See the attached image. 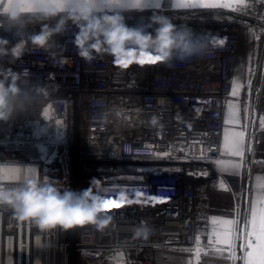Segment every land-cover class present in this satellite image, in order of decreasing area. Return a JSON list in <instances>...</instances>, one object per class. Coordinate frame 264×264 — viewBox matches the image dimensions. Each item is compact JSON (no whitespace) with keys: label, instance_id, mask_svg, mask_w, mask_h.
I'll return each mask as SVG.
<instances>
[{"label":"built area","instance_id":"2783aa9c","mask_svg":"<svg viewBox=\"0 0 264 264\" xmlns=\"http://www.w3.org/2000/svg\"><path fill=\"white\" fill-rule=\"evenodd\" d=\"M191 11L205 14L191 17L190 11L170 8L96 11L120 15L129 27L149 31L157 26L153 18L163 15L223 41L184 61L134 63L127 69L95 50L94 59L85 61L73 42L79 27L71 21L47 47L26 42L18 55L10 51L17 32L0 27V37L11 41L0 55V68L24 75L43 90L37 118L0 120L5 174L0 183L18 186L15 176L23 166L28 174L37 170L42 182L73 190L72 134L84 144L82 170L91 175L92 191L110 203L125 198L107 212L112 220L104 229L83 226L69 237L61 226L41 231L0 205V264H158L159 250L190 253L188 262L200 264L196 238L208 227L211 200L228 185L215 161L222 156L225 113L234 98L243 34L250 29L254 56L247 112L260 107L264 96V0H247L236 10ZM141 225L150 229L147 239L134 235Z\"/></svg>","mask_w":264,"mask_h":264},{"label":"clouds","instance_id":"9594fccd","mask_svg":"<svg viewBox=\"0 0 264 264\" xmlns=\"http://www.w3.org/2000/svg\"><path fill=\"white\" fill-rule=\"evenodd\" d=\"M96 8L97 0H0V27L17 32L19 39L10 51L18 55L26 42L47 47L71 21L79 27L73 42L85 61L94 59L95 50L111 55L124 69L134 63L144 65L140 61L145 57L154 61L148 62L152 64L170 63L174 59L184 61L206 54L221 41L211 33H197L189 25H176L167 16H155L153 23L157 26L149 31L143 26L129 27L117 14L100 15ZM30 27L32 31L27 34ZM9 44V39L0 37V55L9 51L6 47ZM42 91L24 75L0 68V120H7L24 107H33ZM151 122L155 124V118ZM26 168L18 166L15 176L18 186L8 188L0 183V205L10 207L17 220L29 221L41 231L57 226L69 229L83 223L102 230L110 224L112 217L107 212L111 207L99 191L61 190L52 182H42L37 170L26 173ZM4 178L0 171V180ZM149 234L146 225L134 232L143 239Z\"/></svg>","mask_w":264,"mask_h":264},{"label":"crops","instance_id":"0c3cea01","mask_svg":"<svg viewBox=\"0 0 264 264\" xmlns=\"http://www.w3.org/2000/svg\"><path fill=\"white\" fill-rule=\"evenodd\" d=\"M96 11L108 10L111 12H119L128 9H136L137 7H130L132 0H119L120 6L112 5L110 6L106 0H97ZM165 0H160L161 7L163 6ZM247 0H199L203 3H230V4H242ZM183 2H192V0H183ZM144 6L138 7L137 9H158L154 7V0H143ZM168 5L174 10L181 9H190L174 6V0H168ZM200 9H208L201 8ZM240 59V58H239ZM237 82L240 84L239 92L237 96H234L229 103L235 104L238 106L237 116L238 119L236 122H228V105L225 113V127L223 131V140H222V156L220 160L240 162V157H233L230 155L224 154V141L225 135H231L233 133H243V146H244V156L242 167L239 170L238 174H231L230 172H220L229 182L232 189L221 188L217 191L215 197L211 200L210 209H209V223L206 229V232L200 237L201 247L204 249V261L202 264H213L214 258H227L230 251L228 250L227 245L225 244H209V233L212 230L211 220L216 219H235L236 210L235 206L241 208L242 220L245 211L242 210L243 204L246 203V198L249 195L256 197L264 193V188H261V182L257 181V177H264V170L259 169V164L264 163V127H261L260 120L264 118V96L262 99L261 106H255L252 112H247V115L244 111L243 101L240 99L244 93V85L239 77L236 75ZM228 103V104H229ZM242 106V109H241ZM218 168V166H217ZM219 170V169H218ZM250 174V179L247 187L245 186V176ZM254 202V201H253ZM239 215V211H238ZM237 215V217H238ZM215 239V238H213ZM241 240L237 239L235 241V246L237 249L240 247ZM217 249H220L218 251ZM193 255L190 253L184 252H175V251H157L156 258H172V262L175 264H191L188 262V258H192ZM216 263V262H215ZM159 264V262H158Z\"/></svg>","mask_w":264,"mask_h":264},{"label":"snow or ice","instance_id":"6c2138e0","mask_svg":"<svg viewBox=\"0 0 264 264\" xmlns=\"http://www.w3.org/2000/svg\"><path fill=\"white\" fill-rule=\"evenodd\" d=\"M106 2L112 6H120L118 2H111V0H106ZM130 7H142L144 6L143 0H132V3L128 5ZM174 6L182 8H232L236 10V5L230 3H203L199 0H192V2H183V0H174ZM154 7L160 8V0H154ZM223 44L221 40L219 42ZM141 63H148L149 59H142ZM120 63H125L121 61ZM240 84L237 81H233L232 95L237 96L239 92ZM228 122H236L238 119L237 109L238 106L232 103L228 104ZM261 127H264V118L260 120ZM164 153L163 155H167ZM224 154L233 157H240V162L216 160L215 163L218 166L220 172H230L231 174H238L242 167L243 156H244V146H243V133H233L231 135H225L224 141ZM2 171V170H0ZM257 181L261 182V188H264V177H257ZM124 197L121 196V203H109V206L120 207L124 201ZM212 230L209 233L208 243L211 245L225 244L231 253L230 259L235 262L237 259L243 261V264H264V193L258 195L251 205V208L246 211L245 216L242 221L236 219H216L211 220ZM215 238V239H213ZM240 239L242 243L240 248L242 250V255L239 257L235 254V241ZM220 251V249H217ZM196 258H199L201 251L200 237L196 238V248L194 249Z\"/></svg>","mask_w":264,"mask_h":264},{"label":"rangeland","instance_id":"374dc122","mask_svg":"<svg viewBox=\"0 0 264 264\" xmlns=\"http://www.w3.org/2000/svg\"><path fill=\"white\" fill-rule=\"evenodd\" d=\"M98 3V1H97ZM160 8H170V6H163ZM158 9H128L129 11H137V10H143V11H157ZM172 9V8H170ZM208 9H224L223 7H217V8H208ZM226 9V8H225ZM229 9V8H227ZM128 10H124V11H128ZM174 10V9H172ZM191 10H201L200 8H190V9H181V10H175V11H180V12H186V11H190ZM106 11V10H104ZM108 11V10H107ZM124 11H119V12H124ZM117 12V11H115ZM254 42H253V29H250L248 32H244L243 34V38H242V44H241V49H240V59L238 61V65H237V76L239 77L240 75V79L241 82L244 84L246 83L243 87H244V93L242 94L241 100L243 101V106H244V111L245 114L247 115V110H248V102H247V96H248V87H247V83L250 80L251 77V66H252V61H253V53H254ZM235 81H237V78H235ZM36 105H34L33 107H24L22 109H19L17 111H15L14 113H12L9 117V119L15 121V122H22L26 119H31V118H27L29 116H33L38 115L40 113L41 107L40 108H35ZM242 109V106H241ZM37 116V117H38ZM79 134V133H78ZM81 141L80 135L77 136V139L75 140L74 136H70V142L72 145H75L76 147V155H75V159H74V170H75V181H74V191H80V190H85V189H89L90 187V180H91V175L88 174L86 176L83 175V177L81 176V171H82V165L85 164V162L83 160H80L77 156V144ZM18 150H16L17 152ZM84 162V163H83ZM86 165H89L88 163H86ZM92 165V164H91ZM79 176V177H78ZM227 180V179H226ZM226 187L228 190L232 189L231 185L228 182V185L224 186ZM264 191V190H263ZM254 201V197L252 195H248L246 198V206H247V210L248 211L251 208V205ZM239 211V215H238V220L242 221V212H241V208H238ZM246 213V212H245ZM244 213V216H245ZM243 216V218H244ZM83 226H95L93 224L90 223H83V224H76L74 225L72 228L69 229H65V235L66 236H71L72 233H74L75 230H77L78 228H81ZM96 227V226H95ZM242 242V241H241ZM240 248V247H239ZM239 248L237 249V246H235V254L238 257V252H239ZM241 250V249H240ZM241 255H242V250H241ZM208 255H204V249L202 248V250L200 251L199 254V258H201V262L200 264L203 263L204 261V257H206ZM231 253H229L228 257H221V258H214L215 261L213 264H237V260L235 262L232 261V259H230ZM57 257L59 258V252L57 253ZM172 259V258H171ZM170 258H160L158 260L159 264H175L172 262ZM216 262V263H215ZM73 264H79L76 260L73 261Z\"/></svg>","mask_w":264,"mask_h":264},{"label":"trees","instance_id":"16d2710c","mask_svg":"<svg viewBox=\"0 0 264 264\" xmlns=\"http://www.w3.org/2000/svg\"><path fill=\"white\" fill-rule=\"evenodd\" d=\"M164 6H168V0H165L164 1ZM34 105H36L35 108H40L41 107L40 100L37 99L36 100V103ZM36 114L33 115V116H29L27 118L35 119L38 116ZM77 156H78V158L80 160H85V158H86V151H85V148H84V144L81 141L77 144ZM259 169L260 170H264V163H260L259 164ZM81 176H83V170L81 171Z\"/></svg>","mask_w":264,"mask_h":264},{"label":"water","instance_id":"95a60500","mask_svg":"<svg viewBox=\"0 0 264 264\" xmlns=\"http://www.w3.org/2000/svg\"><path fill=\"white\" fill-rule=\"evenodd\" d=\"M205 13H193V12H189L187 13L188 16H191V17H197V16H203ZM249 179H250V174H247L245 176V186L247 187L248 183H249ZM246 209V203L243 204V208L242 210L245 211ZM241 248H239V252H238V257L241 255ZM237 264H243V261L240 260V259H237Z\"/></svg>","mask_w":264,"mask_h":264},{"label":"bare ground","instance_id":"6f19581e","mask_svg":"<svg viewBox=\"0 0 264 264\" xmlns=\"http://www.w3.org/2000/svg\"><path fill=\"white\" fill-rule=\"evenodd\" d=\"M239 58H240V56H239Z\"/></svg>","mask_w":264,"mask_h":264}]
</instances>
